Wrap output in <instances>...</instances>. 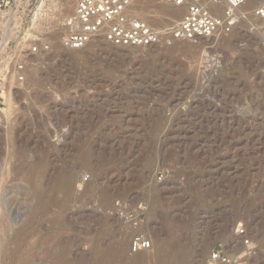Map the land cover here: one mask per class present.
Masks as SVG:
<instances>
[{"label":"rangeland","instance_id":"374dc122","mask_svg":"<svg viewBox=\"0 0 264 264\" xmlns=\"http://www.w3.org/2000/svg\"><path fill=\"white\" fill-rule=\"evenodd\" d=\"M147 1L131 11L139 16ZM259 1L241 8L244 20L228 34L147 48L98 38L34 60L6 97L0 127V264L93 261L97 235L111 248L121 242L109 264L159 253L157 264H178L182 251L181 264H217L213 251L233 264H264V27L252 17ZM76 2L68 0V12ZM155 3L148 9L160 16ZM169 11L173 18L155 17L158 26L146 22L165 35L182 15ZM116 200L145 207L149 250L129 251L133 231L109 213ZM239 223L254 248L249 258L234 237ZM64 245L71 254L55 262Z\"/></svg>","mask_w":264,"mask_h":264},{"label":"built area","instance_id":"2783aa9c","mask_svg":"<svg viewBox=\"0 0 264 264\" xmlns=\"http://www.w3.org/2000/svg\"><path fill=\"white\" fill-rule=\"evenodd\" d=\"M135 1L77 0L72 12L67 13L68 0H0V127L6 121V97L12 86L22 85L34 60L49 56L56 45L64 51H77L98 38L120 48L168 46L177 41L206 39L219 32H233L244 20L240 10L246 2L162 0L169 7L181 9L182 15L175 28L161 35L148 22L129 15ZM252 17L264 27V0L258 2ZM109 213L133 231L129 241L131 253L150 249V238L144 232L142 204L131 206L116 200ZM234 237L245 248L246 257L254 255L243 224H237ZM209 261L234 263L230 255L219 251H213Z\"/></svg>","mask_w":264,"mask_h":264},{"label":"bare ground","instance_id":"6f19581e","mask_svg":"<svg viewBox=\"0 0 264 264\" xmlns=\"http://www.w3.org/2000/svg\"><path fill=\"white\" fill-rule=\"evenodd\" d=\"M155 1L156 0H148L147 2H146V4H145V6H147V7H145V9L144 10H142L141 12H139V16H137L134 12H132L131 10H129V15L132 17V18H136L137 17V19H143V20H145V21H151L152 23H155V20L156 19H158L156 16H158V15H156V16H152L151 15V13H152V11L150 12V10L148 9V6H150V5H152V4H156L155 3ZM161 1V6H162V4H163V7H161V8H159L158 10H156V12L157 13H160V16H158V17H161V18H163V17H166V18H173L174 16H172L171 14V12L169 11L172 7H168V5H166V4H164V2L162 1V0H160ZM249 1L250 0H246V2H245V4H248L249 3ZM135 2H137V0L135 1ZM159 3V2H158ZM135 4V3H134ZM148 4V5H147ZM160 4V3H159ZM244 4V5H245ZM76 5V4H75ZM164 5H165V7H164ZM243 5V6H244ZM225 7V6H224ZM69 7H66V11L68 12V9ZM166 8H168L169 10H165ZM68 9V10H67ZM174 9V8H173ZM133 15H135V17L133 16ZM155 17H156V19H155ZM181 18V17H180ZM180 18H179V20H180ZM159 20V19H158ZM158 20H156V23H155V25H157L158 26V23H157V21ZM162 21H164V19H161ZM179 20L177 21V24H178V22H179ZM161 22V21H160ZM176 23V22H175ZM176 24V25H177ZM150 25V24H149ZM175 25V26H176ZM151 26V25H150ZM156 26V27H157ZM175 26L173 27V28H175ZM172 28V29H173ZM171 29V30H172ZM10 95H11V92H10ZM9 95V96H10ZM8 96V97H9ZM23 152L24 151H22V150H19L17 153V155H18V157L19 158H21L22 157V155H23ZM82 155V156H81ZM80 156H81V161H82V163L85 165V167H91L92 165H91V157H90V154L87 152V151H84V154H81ZM24 156V155H23ZM68 180V179H67ZM65 181V180H64ZM69 183H70V179L68 180V181H66V183L64 184V187H65V189H67V191L64 193L65 195H66V197H68V198H70L69 196H70V192H72V190H69V188H68V186H69ZM60 186H61V190H63V187H62V184H60ZM59 186V187H60ZM36 189V188H35ZM36 191H38L37 189L36 190H34V192H36ZM63 191H65V190H63ZM70 191V192H69ZM38 193H40V192H38ZM68 193H69V195H68ZM36 194V193H35ZM37 195V194H36ZM65 195H64V197H65ZM72 196V195H71ZM67 198V199H68ZM65 200H66V198H65ZM156 203V202H155ZM158 203H159V201H158ZM33 215H34V213H33ZM32 215V216H33ZM31 216V217H32ZM31 217L30 218H28V221H27V225L29 224V222H31L30 220H32L31 219ZM33 219H34V216H33ZM33 223V222H32ZM9 224V223H8ZM8 224H4V227L7 229V227H9V225ZM26 225V224H25ZM30 226V225H29ZM27 227V226H26ZM25 228V227H24ZM28 228V227H27ZM10 229V228H9ZM30 229V228H29ZM102 235V234H101ZM158 237V236H157ZM101 238L97 235L95 238H93V240L91 241V253L93 254V261L92 260H90L89 258H88V256L87 257H85L84 255V257L85 258H81V259H78L79 261H78V264H109L110 262H112L113 261V259H114V254L116 253V252H119V248H120V243L121 242H119L118 241V243H117V246L115 247V248H111V245H108V244H101V241H99ZM159 240H160V237H159ZM161 240H162V238H161ZM59 241V240H58ZM177 241V240H176ZM180 241V240H179ZM55 243V241H52V243ZM163 242V241H162ZM173 242V241H172ZM48 243H50V242H48ZM61 243V242H60ZM63 243V242H62ZM123 243V242H122ZM157 243H159L158 241H157ZM181 243V242H180ZM180 243L178 242V243H174V245H172V246H170V247H172L173 248V250L175 251V250H178L179 248H180ZM116 244V243H115ZM154 244V243H153ZM160 244H162V243H160ZM173 244V243H172ZM35 245V244H34ZM52 245V244H51ZM57 245V244H56ZM184 245V244H183ZM48 247H49V245H48ZM122 247V246H121ZM162 247V246H161ZM169 247V246H168ZM47 248V247H46ZM47 251L49 252V250L47 249ZM61 252L58 254V257H57V261H55V262H58V259H60V260H63V262L65 263V261H67V259H68V254H71V252L69 253V247L68 246H62V249L60 250ZM147 251V250H146ZM121 252H122V249H121ZM120 252V253H121ZM161 252V251H160ZM169 252V251H168ZM170 252H171V250H170ZM43 253H44V251H43ZM140 253H142V252H140ZM180 253V252H179ZM182 253L183 254H181V257H178V255H177V257L178 258H180V260L178 259V261H176L175 263H177V262H179L178 264H181L182 263V261H184V259H187V255H186V252H184V251H182ZM189 253V252H188ZM46 254H47V252H46ZM160 255H161V257H160V255L159 256H157V257H159V258H157V257H148V256H143V254L141 255H138V256H134L135 258L133 259V261H132V263H134V264H157V262H162V254L161 253H159ZM166 254V253H165ZM172 254V253H171ZM48 255V254H47ZM57 255V254H56ZM119 255V254H118ZM150 255V254H149ZM154 255V254H153ZM67 257V259L64 261V258H66ZM70 257V256H69ZM186 257V258H185ZM56 258V257H55ZM89 259V260H88ZM92 259V258H91ZM59 260V261H60ZM73 261V260H72ZM62 262V261H61ZM173 262V261H172ZM76 263H77V261H76ZM184 263V262H183ZM29 264V263H28ZM66 264V263H65ZM72 264V263H71ZM172 264V263H171Z\"/></svg>","mask_w":264,"mask_h":264}]
</instances>
